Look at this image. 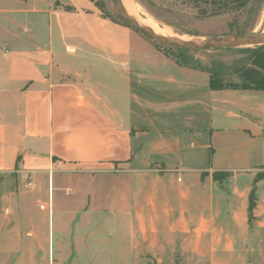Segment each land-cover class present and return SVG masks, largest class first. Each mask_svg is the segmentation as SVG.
<instances>
[{"label":"crops","instance_id":"0c3cea01","mask_svg":"<svg viewBox=\"0 0 264 264\" xmlns=\"http://www.w3.org/2000/svg\"><path fill=\"white\" fill-rule=\"evenodd\" d=\"M141 47L88 0H0V238L24 264H162L215 236L218 91ZM230 188L242 233L251 187Z\"/></svg>","mask_w":264,"mask_h":264},{"label":"rangeland","instance_id":"374dc122","mask_svg":"<svg viewBox=\"0 0 264 264\" xmlns=\"http://www.w3.org/2000/svg\"><path fill=\"white\" fill-rule=\"evenodd\" d=\"M99 1L104 5L103 11L97 9L101 15L116 21L118 15L112 0ZM132 1L137 6L142 19H149L159 28L169 30L172 37L207 39L235 34L237 31H242L244 34L264 31V0L249 5L241 11L208 18H198L195 11L181 4L180 0ZM167 22L174 24L176 30L167 26ZM131 31L146 45V48L141 47L146 55L151 54V51L154 50L165 57L169 56L168 59L174 64H177L173 61L176 59L178 62L185 61L194 65L197 63L201 68L212 69L217 63H220L230 70L234 63L244 57L235 51L226 50L179 51L174 47L158 44L137 31ZM177 65L173 66V70H179L178 76L193 84L187 85L184 94L192 92L193 88H196L195 91L199 90L203 81L209 82L207 73ZM190 72L193 74H188ZM224 81L237 82L238 80L234 75H230ZM218 109L216 115H213L217 121L219 138L216 157L218 168L223 170L214 173L212 179L217 183L218 191H222L225 197H228V199L218 198V204L215 206L218 213L216 219L218 230L213 233L215 235L213 237H202L201 254H190V248L184 253L178 250L179 252L177 254L174 252L171 257L169 254L165 256L162 264H264V91H218ZM183 111L184 114L190 112L185 106ZM225 111L241 116L246 113L249 119H253L254 123L259 124L258 128L263 132L261 131L258 137L251 139L236 129L240 123L245 124L246 121L228 118L225 116ZM229 126L231 131L227 132L225 128ZM227 168L230 171H227ZM204 178L205 174H203V181ZM257 178V182L261 181V184L256 187L255 196L260 203L257 205L256 202L253 219L251 221L246 219L245 231L242 233L235 231L234 233L235 226L231 219L230 209L236 201L235 198L230 199L227 193L231 192V184L236 183L241 190L247 186L252 187ZM245 217H247L246 213ZM112 226L111 223H106L107 229H113ZM99 228H102L100 224ZM9 240L16 242L17 239L0 238V246L5 245V253L3 255L2 252L0 253V264H24L27 259H20L22 256L16 254L15 245L11 244L10 246ZM210 240H214V243L217 241L213 245V251L209 247ZM230 243H232V247L229 246ZM8 249H10V253ZM168 256L171 259L170 262Z\"/></svg>","mask_w":264,"mask_h":264},{"label":"trees","instance_id":"16d2710c","mask_svg":"<svg viewBox=\"0 0 264 264\" xmlns=\"http://www.w3.org/2000/svg\"><path fill=\"white\" fill-rule=\"evenodd\" d=\"M94 4L99 10H104V5L99 0H88ZM261 0H180L181 4L193 9L198 18H208L225 13L241 11L249 5L260 2ZM108 19L112 22H117L125 27L134 30L119 16L114 21L111 18ZM167 26L176 30V27L172 23H166ZM136 31V30H134ZM235 35H245L242 31H237ZM172 48V47H171ZM177 50L181 51L182 49ZM226 51H235L242 54L244 57L234 63V66L229 70L224 65L217 63L212 69L201 68L197 63L189 64L188 62H178L173 60L177 64L184 67L199 70L205 72L209 76V88L212 91L221 90H234V91H264V46L254 48H237V49H224ZM183 51V50H182ZM185 51V50H184ZM167 58L169 56L166 55ZM230 75H234L237 78V82L224 81ZM258 178L253 182L251 190L248 195L247 205V218L248 221L253 219V211L256 207L257 198L255 196L256 183Z\"/></svg>","mask_w":264,"mask_h":264},{"label":"water","instance_id":"95a60500","mask_svg":"<svg viewBox=\"0 0 264 264\" xmlns=\"http://www.w3.org/2000/svg\"><path fill=\"white\" fill-rule=\"evenodd\" d=\"M117 15L125 21L130 27L142 34L143 36L153 40L158 44L169 47H174L182 50H195V51H213L224 49H237V48H254L264 46V32L250 33L245 35H224L214 38H199V39H185L173 38L159 35L155 31L145 27L138 20L131 17L124 10L120 0H112Z\"/></svg>","mask_w":264,"mask_h":264},{"label":"bare ground","instance_id":"6f19581e","mask_svg":"<svg viewBox=\"0 0 264 264\" xmlns=\"http://www.w3.org/2000/svg\"><path fill=\"white\" fill-rule=\"evenodd\" d=\"M121 5L123 6L124 10L134 19L138 20L141 24H143L145 27L155 31L159 35L172 37V33L164 28H159L157 24H155L153 21L149 19H142L140 17L139 11L137 9V6L133 3L132 0H120ZM264 32V31H263ZM177 38V37H173Z\"/></svg>","mask_w":264,"mask_h":264},{"label":"built area","instance_id":"2783aa9c","mask_svg":"<svg viewBox=\"0 0 264 264\" xmlns=\"http://www.w3.org/2000/svg\"><path fill=\"white\" fill-rule=\"evenodd\" d=\"M27 186H29V187H30V186H31V183H30V182H29V183H27Z\"/></svg>","mask_w":264,"mask_h":264}]
</instances>
